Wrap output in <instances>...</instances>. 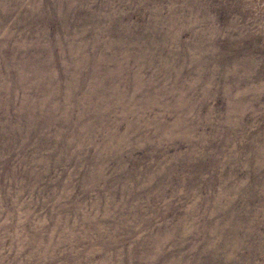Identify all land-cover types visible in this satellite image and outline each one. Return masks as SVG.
<instances>
[{
    "label": "rangeland",
    "instance_id": "1",
    "mask_svg": "<svg viewBox=\"0 0 264 264\" xmlns=\"http://www.w3.org/2000/svg\"><path fill=\"white\" fill-rule=\"evenodd\" d=\"M0 264H264V0H0Z\"/></svg>",
    "mask_w": 264,
    "mask_h": 264
}]
</instances>
